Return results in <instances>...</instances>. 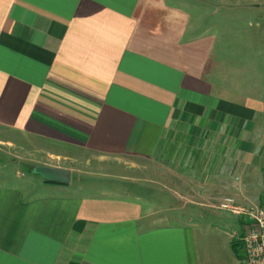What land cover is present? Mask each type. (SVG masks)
<instances>
[{
    "label": "crops",
    "instance_id": "1",
    "mask_svg": "<svg viewBox=\"0 0 264 264\" xmlns=\"http://www.w3.org/2000/svg\"><path fill=\"white\" fill-rule=\"evenodd\" d=\"M220 2L0 0V264H225L203 214L264 207V81L239 76ZM177 154L148 192L28 173Z\"/></svg>",
    "mask_w": 264,
    "mask_h": 264
},
{
    "label": "rangeland",
    "instance_id": "2",
    "mask_svg": "<svg viewBox=\"0 0 264 264\" xmlns=\"http://www.w3.org/2000/svg\"><path fill=\"white\" fill-rule=\"evenodd\" d=\"M220 1V3H217L220 4L217 7L219 15H216L213 19L223 20L228 17L226 19L229 20L227 25L222 23L219 26H221V29L225 26L231 29L222 36V42L231 44V55H233V60L237 61V63L241 61L250 63V66L247 67L243 65L236 67L239 76H244L247 71L246 75L258 79L262 78L264 81V0ZM211 19H207V22ZM1 138H7V135L2 134ZM9 152V149L0 147V160L12 161ZM178 160H180L179 155L173 161L167 160L165 162L139 161L135 159L119 163L117 161L99 162L95 160L85 167L79 165L74 167L69 163H64V166L68 167V170H70L69 168L78 170L76 171L75 169L74 173H72L70 187H137L142 191L148 192L152 188L163 189L162 186L165 185L164 179L150 178L149 173H154L157 170V172H167L170 175L172 170L181 169L182 162ZM32 169L33 166L30 165L28 168L29 174ZM113 173L114 175H112ZM36 177L40 178V176ZM154 180L156 182L162 180L163 182L155 184ZM178 182H180L179 179ZM173 190L176 191H173V197L176 200L175 205L178 206L181 203L184 205L183 195L177 192L179 189L174 188ZM222 196L224 197V194L219 195L221 199ZM253 198L255 199V197ZM255 203L262 205L260 202ZM203 215L205 217L203 221L211 224L208 227L209 233L222 237V242L216 241L215 238H211L208 241L214 258L225 262V264H245L242 242L246 225L245 218L222 212L218 208L209 209ZM205 229L207 227L200 226L198 235L203 236ZM229 240L232 245H236V249H233V247L231 249L230 245H228Z\"/></svg>",
    "mask_w": 264,
    "mask_h": 264
},
{
    "label": "built area",
    "instance_id": "3",
    "mask_svg": "<svg viewBox=\"0 0 264 264\" xmlns=\"http://www.w3.org/2000/svg\"><path fill=\"white\" fill-rule=\"evenodd\" d=\"M216 208L245 218L242 238L245 264H264V207L240 204L236 199L226 197Z\"/></svg>",
    "mask_w": 264,
    "mask_h": 264
},
{
    "label": "water",
    "instance_id": "4",
    "mask_svg": "<svg viewBox=\"0 0 264 264\" xmlns=\"http://www.w3.org/2000/svg\"><path fill=\"white\" fill-rule=\"evenodd\" d=\"M31 172L51 184L68 185L71 183L72 174L66 169L37 166L33 167Z\"/></svg>",
    "mask_w": 264,
    "mask_h": 264
},
{
    "label": "trees",
    "instance_id": "5",
    "mask_svg": "<svg viewBox=\"0 0 264 264\" xmlns=\"http://www.w3.org/2000/svg\"><path fill=\"white\" fill-rule=\"evenodd\" d=\"M47 184H50L49 182H47V181H45ZM232 247H233V249H236V245L235 244H233L232 245Z\"/></svg>",
    "mask_w": 264,
    "mask_h": 264
}]
</instances>
